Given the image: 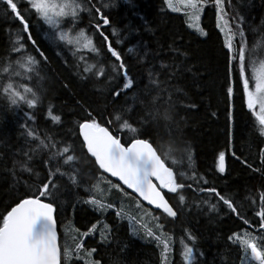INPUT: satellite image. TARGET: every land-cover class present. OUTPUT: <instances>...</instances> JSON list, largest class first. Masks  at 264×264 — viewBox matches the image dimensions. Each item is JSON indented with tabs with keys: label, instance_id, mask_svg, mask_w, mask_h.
I'll use <instances>...</instances> for the list:
<instances>
[{
	"label": "snow or ice",
	"instance_id": "snow-or-ice-1",
	"mask_svg": "<svg viewBox=\"0 0 264 264\" xmlns=\"http://www.w3.org/2000/svg\"><path fill=\"white\" fill-rule=\"evenodd\" d=\"M112 2L0 0V8L3 9L0 15L18 25L16 29H5L9 39L4 54L0 55V106L9 112L23 111L25 118V122L19 125L23 145L12 151L11 165H6L5 170L16 186L24 184L31 189V194L26 191L23 198H18V202H13L2 214L0 264H77L80 260H83V264H102L103 258H95L97 248L85 249L80 242L94 232L102 223L100 220L85 233L76 228L68 229L66 234L71 236L74 247L67 242L63 248L60 245L55 218L58 212L57 200L62 191H68L69 185L73 188L83 186L90 192L84 202L93 205L97 212L115 209L117 220L127 219L128 231L132 236L154 241L159 251V264H175L173 245L176 237L171 232L163 231L165 226L162 224L150 227L145 223L146 216L151 213L138 215L126 208L124 202L132 199V193L136 194L137 209L141 207V201H147L173 219L180 211L186 210L185 206H195L197 209L207 206L209 212L217 211L221 205L226 207L244 225L254 227L259 233L244 228L227 236L229 244L238 250V264H264V191L257 189L261 206L254 213L259 218L258 224H254L246 218L243 205L237 201L235 194L220 191L214 182L209 186L207 176L194 165L189 144L185 143L177 158L169 151L162 150V146L155 145L152 140L154 132L158 135L161 127L169 135L173 131H180V121L186 120V117L176 119L179 108H197L195 103H186L187 93L175 82L184 71H192L190 65L184 67L183 64V58L188 54L175 47V41L166 50L158 46L154 51L145 44L139 61L147 62V67L141 78L137 79L104 31L105 27L111 26L110 18L104 10ZM209 3L215 6L216 27L224 35V47L227 50L228 151L246 169L264 177V147L259 150L258 167H254L246 156L237 155L232 149L234 112L231 103L233 85L238 78L243 89L244 105L257 122L254 130L260 137H264V23L246 27V17L240 11L230 13L232 0H178L180 6L174 4L173 0H163L167 9L183 12L187 27L201 36L206 35L200 24L201 12ZM20 4H27L28 7L22 9ZM84 13L88 15V24L77 27ZM32 14L42 22V27L47 26L45 31L52 30L48 35L54 43L63 42L64 49L72 57V75L82 82L93 79L96 82L94 86L105 99L103 112L99 116L94 114V110L80 105L79 100L76 101L84 109L85 115L73 121L74 127L68 129L72 132L70 137L33 126L36 121L33 110L44 104L45 82L51 79V74L56 70L51 67L48 56L33 38L30 23ZM88 28L93 31L89 33ZM97 33L106 46V52L114 58L108 60L107 64L103 62L104 51L95 43ZM250 33L254 37L251 43ZM111 34L118 36L119 29L112 27ZM115 43L120 45L122 41L117 39ZM85 51L91 53L94 59L90 61L82 54ZM126 51L132 53L134 49L130 47ZM169 52L170 59H163L162 56ZM177 56L181 59L177 60ZM63 64L69 66L67 56ZM105 77V85H108L106 89L99 86V81ZM63 86L68 87L67 83ZM122 96L124 99L118 104ZM45 117L50 119L53 126L63 124L62 114H55V106L51 103L47 105ZM73 137H76L75 141ZM77 142L80 143L79 155ZM2 158L3 154L0 153ZM37 161L44 169L43 173L36 170ZM93 168L96 170L94 178ZM215 169L220 174L227 170L226 152L223 150L215 157ZM102 173L117 178L118 183L113 184ZM25 174L28 180L23 179ZM65 178L67 183L62 184ZM89 179L93 181L90 185L87 183ZM102 184L104 188H101ZM124 186L132 192L125 191ZM113 190L121 194L119 207L116 201L111 200ZM189 191L193 195L191 201L187 195ZM168 193L175 195L178 207L166 198ZM213 199L215 203L211 202ZM244 199L252 200V197L248 195ZM252 204H255V200H252ZM73 232L75 236L71 235ZM114 243L119 247V253L125 251L127 244L120 246L109 225L104 224L100 244L107 246ZM179 245L182 264H209L204 251L197 246L198 238L190 229H183ZM119 253L109 258V264H122ZM220 260L221 264H229L226 252L220 254Z\"/></svg>",
	"mask_w": 264,
	"mask_h": 264
},
{
	"label": "trees",
	"instance_id": "trees-1",
	"mask_svg": "<svg viewBox=\"0 0 264 264\" xmlns=\"http://www.w3.org/2000/svg\"><path fill=\"white\" fill-rule=\"evenodd\" d=\"M232 5L230 13L235 14L237 10L240 11L246 17V27L264 23V0H232ZM20 7L23 9L27 8L28 5L20 4ZM104 11L111 21V26L105 27L104 31L109 35L113 46L124 57L131 73L137 79L141 78L144 69L147 67V62L141 63L139 61L140 55L144 52L145 44L154 51L157 50L158 46L166 50L169 44L175 41L174 46L188 54L183 58V64L184 67L190 65L192 71H184L182 77L175 82L179 83L187 93L188 100L186 103H195L197 108L192 110L179 108L176 119L186 117V120L180 121V131H173L169 135L161 127L158 135L154 132L152 140L155 145L162 146V150L169 151L171 155L177 158H179L185 143L189 144L194 165L200 173L207 176L209 186L214 182L220 191L235 194L237 201L243 205L242 210H245L246 218L253 221L254 224H258L259 218L254 215L261 206L257 189L264 191V177L246 169L233 157L232 152L228 151V122L226 120V108L229 103L226 95L227 50L224 47V35L216 27L214 4L209 3L202 11L200 24L206 33L204 36L189 30L185 23L186 16L182 12H172L167 9L163 0H113L111 6ZM2 12L3 9L0 8V13ZM88 19L86 13L82 14V21L77 23V27H85L88 24ZM30 23L33 38L48 56L51 67L56 70L54 74H51V79L45 82L44 104L33 110L36 116L33 126L40 130L47 129L56 132L58 135L70 137L72 132H69L68 129L74 127L73 121L85 115L84 109L80 105L94 110V114L99 116L103 112L105 99L97 91V87L94 86L96 82L93 79L82 82L72 75L70 67L72 57L64 49L63 42L56 41L54 43L49 38L48 32L52 30L45 31L47 26L42 27V22L38 21L35 14L31 15ZM17 26V23L10 22L3 15H0V55L4 54L3 50L9 39L5 29H16ZM112 27L119 29L118 36H112ZM87 31L91 33L93 29L88 28ZM117 39L122 41L120 45L115 43ZM253 39L254 37L250 33L249 43ZM95 43L104 51V63L107 64L108 60L114 59L106 52V46L103 45L102 38L99 37L98 33ZM130 47L134 49L132 53L126 51ZM61 49L64 51L61 52ZM82 54L86 55L90 61L94 59L91 53L85 51ZM65 56L69 60V66L63 64ZM170 57V52L162 56L165 60L170 59ZM176 59L180 60L181 58L177 56ZM106 80L107 77L99 81V86L106 89L108 87L105 85ZM65 83L68 85L67 88L63 86ZM233 86L234 94L231 101L234 112L232 149L237 155L246 156L254 167H258L260 165L259 150L264 147V137H260L258 132L254 130L257 122L252 112L244 105L243 89L238 78ZM123 99L122 96L117 103L119 104ZM77 100L80 101V105L76 103ZM49 103L55 106V114H62V125L53 126L50 119H46L45 111ZM213 112L216 115H212ZM24 122L23 111L9 112L5 107L0 106V153L3 154V158L0 159V219H2V214L13 205V202H18V198H23L26 191L31 194V189L26 188L24 184L16 186L12 177L5 170L6 165H11L12 151L23 145L19 125ZM101 122L103 123V121ZM29 123L32 122L29 121ZM75 131L78 137V128ZM79 139L81 140V138ZM73 140L75 141L76 137H73ZM122 142L125 141L122 140ZM76 148L77 155H79V142L76 143ZM222 150L226 152L227 170L224 174L218 173L215 169V157ZM36 170L44 172L39 161L36 162ZM95 171L93 168V178ZM104 176L113 184L117 183L106 175ZM23 179L28 180L27 174L23 176ZM28 182L29 184L32 183L31 180ZM92 182V179L87 181L89 185ZM61 183L66 184V178ZM104 187L105 185L102 184L101 188ZM125 191L129 192L126 189ZM90 194L83 186L73 188L71 185H69L68 191H62L59 194L58 212L55 214V218L61 247L63 248L66 242L74 247L71 236L66 234L68 229L76 228L81 233H85L92 224L100 220L109 225L114 239L120 246L127 244L125 251L119 253V247L115 243L105 246L100 244V239L93 236V233L85 236L80 242L85 249L97 248L95 258H103L102 264H109V258L118 253L122 264H159V251L155 242L133 237L128 231L127 219L117 220L115 209H109L103 213L97 212L93 205L84 202ZM187 195L191 201L193 199L192 193L189 191ZM248 195H251L252 200H255L254 205L252 200L244 199ZM166 198L178 207L174 194L168 193ZM120 199V192L113 190L111 200L117 202V207H119ZM211 202L215 203V200L213 199ZM124 203L130 209L135 210V196L133 194L132 199H126ZM141 207L154 216V222L165 226L163 231L171 232L176 237V243L173 245L175 264H182L179 256V237L183 234L184 228L190 229L191 233L198 238L197 246L204 251L209 264H221L220 254L224 252L227 253L229 264H238V250L229 244L227 236L233 231L244 228H248V231H258L254 227L249 228L244 225L237 216L229 213L227 208L222 205L215 212H209L207 206H204L203 209L185 206L186 210L180 211L175 219L148 208L142 202ZM103 223L96 228L99 233L103 229ZM71 235L75 236L76 233L73 232ZM77 264H83V262L78 261Z\"/></svg>",
	"mask_w": 264,
	"mask_h": 264
},
{
	"label": "rangeland",
	"instance_id": "rangeland-1",
	"mask_svg": "<svg viewBox=\"0 0 264 264\" xmlns=\"http://www.w3.org/2000/svg\"><path fill=\"white\" fill-rule=\"evenodd\" d=\"M173 3L174 4H176L177 6H180L179 4H178V0H173ZM183 13V12H182ZM194 30V29H193ZM196 32V31H195ZM196 33H198V32H196ZM199 34V33H198ZM200 35V34H199ZM135 205V204H134ZM125 207L126 208H128V209H130L126 204H125ZM130 210H132L133 211V214H138V215H145L146 213H150L149 211H147V210H145L144 208H142V207H140L139 209H137L136 207H135V210H133V209H130ZM145 220H147V221H150V222H152V221H154V216L151 214V215H148V216H146V219ZM156 224L158 223V222H155Z\"/></svg>",
	"mask_w": 264,
	"mask_h": 264
},
{
	"label": "water",
	"instance_id": "water-1",
	"mask_svg": "<svg viewBox=\"0 0 264 264\" xmlns=\"http://www.w3.org/2000/svg\"><path fill=\"white\" fill-rule=\"evenodd\" d=\"M81 140H82V138H81ZM101 172H102V170H101ZM103 174L106 175L107 177H109L110 179H112L113 181H115V182L118 183L117 178H115V177H111L110 174H107V173H103ZM124 188H125L126 190H128L130 193L132 192V190L127 189L126 186H124ZM132 194L136 197V194H135V193H132ZM141 202H142L144 205H146L148 208H150V209H152V210H155V211H159V212L162 213V210L155 209V207L152 206V205H149V204L147 203V201H141ZM165 215H166V214H165ZM57 235H58V232H57Z\"/></svg>",
	"mask_w": 264,
	"mask_h": 264
},
{
	"label": "bare ground",
	"instance_id": "bare-ground-1",
	"mask_svg": "<svg viewBox=\"0 0 264 264\" xmlns=\"http://www.w3.org/2000/svg\"><path fill=\"white\" fill-rule=\"evenodd\" d=\"M203 11V10H202ZM201 16H202V12H201ZM201 21V20H200ZM189 30H192V31H194L195 32V30H193V29H190L189 28ZM196 33V32H195ZM198 34V33H197ZM199 35V34H198ZM201 36V35H200ZM145 223H147L150 227H154L155 225H156V223L154 222V221H152V222H150V221H147V220H145L144 221ZM103 223V222H102ZM104 224V223H103ZM103 224H102V226H103ZM257 234H259L258 233V231L256 232ZM93 236H95L97 239H100V233L97 231V229H95L94 230V232H93ZM134 237V236H133ZM135 238H137V239H141V240H144V239H142V238H140V237H135ZM80 261H82L83 262V260H80Z\"/></svg>",
	"mask_w": 264,
	"mask_h": 264
}]
</instances>
